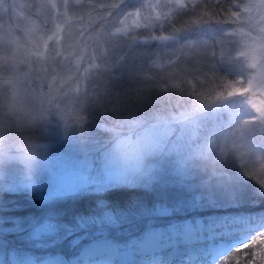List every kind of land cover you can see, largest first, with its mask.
Returning <instances> with one entry per match:
<instances>
[{"label":"trees","instance_id":"1","mask_svg":"<svg viewBox=\"0 0 264 264\" xmlns=\"http://www.w3.org/2000/svg\"><path fill=\"white\" fill-rule=\"evenodd\" d=\"M242 2L185 0L180 7L179 0H142L141 3L140 0H24L21 10L17 7V11L12 9L10 0L0 2V32L10 38L8 80L18 88L20 96L31 103L22 109L36 122L48 118L64 136L69 135L72 126L78 125L81 117L87 116L90 125L84 131H73L74 136L83 141L75 158L84 155L93 158L92 163L83 168L87 185L78 188L74 195L47 205H41L39 198L54 182L53 177L36 178L17 166L3 170L0 185H19L26 176H31L33 187L9 193L3 200V216L11 218L8 227L20 218L23 231L5 234L0 239L7 244L6 248H0V257L7 258L12 251L70 257L86 245L70 243L73 238L83 234L88 238L98 232L105 233L110 241L120 242L122 231L133 228L131 218L140 214V208L154 216L153 208L160 203L173 208L175 214L171 217L178 219L208 220L220 215L264 213V193L236 191L243 199L235 202L226 198L223 188L214 185L216 171L231 178L234 174L255 176L253 170L259 161L243 149L244 141L240 140L252 143L245 146L250 150L261 149L262 157L264 140L260 139L258 130L253 129V119L248 117L244 118L245 124L240 123V136L231 131L240 155L234 160L207 161L209 167L205 176H191L182 186L176 184L173 193L183 189L185 194H178L179 198L187 196L183 208L176 206V196L169 188L162 189L161 182L168 177L161 179L160 171L170 167L163 169L154 163L148 168L152 163L150 157L143 164L139 158V169L130 170L127 174L131 179L121 181L122 169L114 171L109 166L103 167L102 163V152L119 138L112 136V130L119 127V120L135 110L133 105L141 103L147 113L181 106L178 101L181 96L175 91H185L192 82L209 75L228 84L247 80L245 75L225 69L218 57V35L222 33L216 29L228 26L225 17L232 10L240 13L241 9L233 6ZM176 32L180 33L175 38L169 36ZM161 36L166 40L157 39ZM151 37L153 40L147 41ZM138 132L137 128L124 135L134 136ZM220 138L214 145L222 144ZM64 142L62 139L51 141L50 145L57 149L52 148L50 152L63 150L60 146ZM210 167L217 170L212 173ZM47 179L50 180L45 181ZM191 196H198L196 203L190 200ZM247 196L252 197L245 198ZM106 213L115 217V222L109 226L90 225L83 230L79 227L81 218H103ZM44 221L54 222L57 233L48 237L52 243L37 247L30 233ZM139 228L131 233L140 232ZM252 246L240 253L231 251L218 264H225L230 257L232 264H244L246 260L248 264H264L260 256L264 246Z\"/></svg>","mask_w":264,"mask_h":264},{"label":"rangeland","instance_id":"2","mask_svg":"<svg viewBox=\"0 0 264 264\" xmlns=\"http://www.w3.org/2000/svg\"><path fill=\"white\" fill-rule=\"evenodd\" d=\"M10 2L12 9L15 11L18 10L17 7L21 10V7L24 5V0H10ZM240 13L244 16L242 10ZM226 24L228 26L221 25L219 28H216L217 31L222 33L218 35L220 54L218 57L224 63V67L228 72L243 74L248 79L251 74L250 70L246 61L240 56L242 47L241 38L239 35H234L233 33H236L238 29L247 31L253 26L247 22L242 24ZM179 33H172L169 36L175 38ZM7 35L4 32H0V77L4 78V80L0 79V177L4 179L2 172L5 168H10V166L24 168L29 174L35 175L36 178L41 179L45 175L50 176V179L53 177L51 180L54 181L53 183L46 182V184H50L51 186L47 187L42 196H47L50 192L57 191L61 180L69 184L80 181L81 174L84 172V166L92 163L93 158L91 155L75 158L77 149L78 147H82L83 141L79 136H74L73 133V131H84L85 127L90 125V121L87 116L81 117L78 125L72 126L68 131L69 135L64 136L58 128L53 127L48 118H45L42 122H36L34 119L28 117L22 108L28 107L31 103L20 96L18 88L8 80L9 58L7 56V49L10 38ZM152 36L155 37L154 35ZM157 39L166 40L162 36L157 37ZM151 40H153L152 37L147 39V41ZM204 78L198 79L197 82H192L191 85L185 88V91H182V89L175 91L179 97L181 96V100H178L182 104L181 106L176 103L177 105L174 108L170 107L166 109L167 107H165L160 111L154 110L147 113L146 109L141 106V103L133 105L135 110L123 120H119L118 122H121L118 124L119 127L112 130V136L118 135L119 138L110 145L111 147L102 152L103 167L109 166L114 171L122 169L123 172L119 174L123 175L119 177L121 181L131 179L127 174L130 170L139 169V158L140 163L143 164L146 162V158L150 157L152 163L147 165L148 168H152V164L154 163L160 165L163 169L170 167L160 171L161 179L168 177L167 180L165 179L161 182L162 189L169 188L172 195L175 194L174 196H176V206L183 208L187 203V196L180 199L178 194L183 195L185 191L178 189L177 192L173 193L175 187L177 185L182 186L184 181L187 180L186 178L191 176H205L207 174L205 171L209 167V163H206L207 161L222 160L224 158L234 160V158L240 155V148L238 149L234 146L235 141H233L234 137L231 131L233 130L240 136L242 134L240 123L242 125L246 123L244 118L253 119L252 125L255 126L253 129H257L260 133V139L264 140V119L258 116L248 105V98L242 96L227 97L225 95L223 98L217 99V93L224 92V86L228 83L219 81L215 75H209ZM102 126L105 127L104 124ZM33 128L42 130H34ZM137 128L139 132L134 134L135 137L130 134L124 135V133ZM218 137H221L220 139L223 142L222 144L218 143L214 145ZM60 139L65 141L60 146L63 150H57L55 154H52L50 150L56 147L53 144L50 145V142ZM240 141H244L243 149L249 151V153L251 152L254 155L255 161H259V165L255 166L253 170L255 173L254 177H244L234 174L233 178H231L226 173L216 171L217 168L210 167L213 171L212 173L216 171L214 173V176H216L214 185L223 188L224 193L227 192L225 194L226 198L235 202L243 199L236 191L252 192V194L256 192L264 193V156L262 157V151L261 149L259 151L257 147V149L251 148L250 150L249 147H245L250 146L248 144L250 142L244 139ZM175 155H178V157H175ZM33 179H35L34 176ZM249 197L252 196L245 198ZM139 210L140 214L133 215L131 218L130 222L134 224L133 228L122 231L123 237L120 242L110 241L103 232H98L95 236L88 238L85 237L86 234L73 238L70 243L75 245L86 243V245L81 251L77 252L76 256H61L65 260V264L76 260L79 255L85 253L93 242L107 240L108 244L112 247H123V245L132 242L137 243L138 239L142 237L143 233L150 226H167L174 221L180 222L183 220H199L202 222L201 219L189 217L179 219L171 216L155 218L144 211V208H140ZM4 218L7 221L4 226L8 227V224L11 223V218ZM231 220L236 222H245L246 220L252 226L255 223L257 225L260 223L261 226H258L257 229L249 233L250 235L246 241L232 242L231 246L214 260L209 259L208 264H218L223 256L231 251H235V248L239 246L241 250L249 247L247 245L260 247V244H262L260 248L264 246V243H261V241H264V235H261L264 232V213L220 215L203 222L209 226ZM39 222L37 221V223ZM138 222L141 223V226ZM137 223L138 225L135 226ZM137 228L140 229V232L131 233L137 230ZM256 237H259V239L256 243H252L251 239ZM0 243L1 249L7 247V244H3L4 241L0 240ZM50 243L52 241L46 237L37 247ZM244 243L245 245H242ZM258 252L259 250H256V253ZM260 256L264 262V253L260 254ZM8 257L9 255L7 256V260ZM0 261L4 260L0 259Z\"/></svg>","mask_w":264,"mask_h":264},{"label":"snow or ice","instance_id":"3","mask_svg":"<svg viewBox=\"0 0 264 264\" xmlns=\"http://www.w3.org/2000/svg\"><path fill=\"white\" fill-rule=\"evenodd\" d=\"M185 0H179V6L183 7ZM235 9H241L244 16L235 10L228 13L225 17L226 23H238L242 24L247 22L253 27L247 31L238 29L234 35H239L241 38L242 47L240 50V56L243 58L250 70V76L247 80H238L225 85V91L217 93V99L227 97L242 96L247 97L248 105L264 119V0H245L243 3H236L233 6ZM255 13V15H253ZM135 24V21H134ZM126 30V29H125ZM253 33V34H250ZM253 97V98H249ZM2 179V177H0ZM87 185V178L81 174L80 181L76 183H66L63 180L59 182L57 191L50 192L47 196H41L39 201L41 205H47L48 203L59 199L70 197L75 194L78 187ZM33 182L31 176H26L24 181L19 185L9 184L0 185V238L8 233H20L23 231L22 221L20 218L12 223L11 227H5L7 223L3 216L5 208L3 207V200L9 193H17L21 189L32 188ZM198 196H191L193 203L197 202ZM204 202L203 199L199 201ZM154 217L164 218L170 217L175 214V210L169 207L165 203H160L153 208ZM115 222V217L110 213H106L103 218L100 217H85L79 220V227L87 229L90 225H96L98 228H104ZM57 225L51 221H44L37 225L30 233V239L32 242L39 246V242L45 237H51L56 235ZM264 235V232L261 233ZM206 239V233L204 225L199 220H183L180 222H172L167 226H150L138 239L137 244L133 245L134 248L143 250H150L152 252H173L183 254V259L180 264H200V258L196 252V246ZM259 237L252 238V243H256ZM98 245L107 246L108 241H97ZM264 243V241H261ZM242 245H245L242 244ZM251 246V245H247ZM119 248H107V254L119 253ZM240 246L235 248L236 253H240ZM231 258V257H230ZM227 260L225 264H232L231 259ZM93 258H90L88 264H92ZM0 264H4V261H0ZM7 264H65V260L53 253H49L43 256L36 255L30 251L17 252L12 251L9 254ZM83 264V262H81ZM115 264V261L112 262ZM152 264H164L161 256H154ZM175 264V261L170 262ZM238 264V262H237ZM244 264H248L247 260Z\"/></svg>","mask_w":264,"mask_h":264},{"label":"bare ground","instance_id":"4","mask_svg":"<svg viewBox=\"0 0 264 264\" xmlns=\"http://www.w3.org/2000/svg\"><path fill=\"white\" fill-rule=\"evenodd\" d=\"M249 222V221H248ZM205 223H203L204 225ZM258 225L255 223L253 226L248 224L247 221H229L216 223V225H204V230L206 233V239L196 246L197 255L200 258V262L207 264L209 259H215L222 252L227 250L232 242L246 241L254 229H257ZM137 243H129L126 245L112 247L107 245V248H119V253L107 254L106 247L98 245L93 242L85 253L78 256L76 260H72L67 264H88L90 258H93L92 264H152V259L154 256H161L163 258L164 264H170V262L175 261V264H180L183 259L182 253H177L173 251L169 252H152L150 250H143L139 248H134L133 245Z\"/></svg>","mask_w":264,"mask_h":264}]
</instances>
